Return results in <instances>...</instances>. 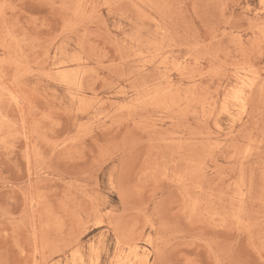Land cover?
I'll return each mask as SVG.
<instances>
[{"label":"rangeland","instance_id":"1","mask_svg":"<svg viewBox=\"0 0 264 264\" xmlns=\"http://www.w3.org/2000/svg\"><path fill=\"white\" fill-rule=\"evenodd\" d=\"M128 263L264 264V0H0V264Z\"/></svg>","mask_w":264,"mask_h":264},{"label":"bare ground","instance_id":"2","mask_svg":"<svg viewBox=\"0 0 264 264\" xmlns=\"http://www.w3.org/2000/svg\"><path fill=\"white\" fill-rule=\"evenodd\" d=\"M247 81H248V79H247ZM244 83H246V82H244ZM244 85H246V84H244ZM244 87V86H243ZM247 88V87H246ZM251 89V88H250ZM241 95V94H240ZM238 99H241V97L239 96L238 97ZM93 247V246H92ZM138 249V248H137ZM155 249V248H154ZM120 257V256H119ZM118 262V261H117ZM95 263H96V260H95ZM129 264V263H128Z\"/></svg>","mask_w":264,"mask_h":264}]
</instances>
